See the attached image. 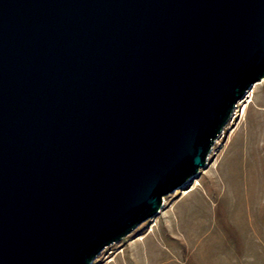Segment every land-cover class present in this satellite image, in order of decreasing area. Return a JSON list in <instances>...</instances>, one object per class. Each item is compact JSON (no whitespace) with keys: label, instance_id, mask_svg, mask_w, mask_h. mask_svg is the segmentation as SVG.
Instances as JSON below:
<instances>
[{"label":"water","instance_id":"water-1","mask_svg":"<svg viewBox=\"0 0 264 264\" xmlns=\"http://www.w3.org/2000/svg\"><path fill=\"white\" fill-rule=\"evenodd\" d=\"M263 78L264 0H0V264H92Z\"/></svg>","mask_w":264,"mask_h":264},{"label":"rangeland","instance_id":"rangeland-1","mask_svg":"<svg viewBox=\"0 0 264 264\" xmlns=\"http://www.w3.org/2000/svg\"><path fill=\"white\" fill-rule=\"evenodd\" d=\"M92 264H264V78L236 103L199 173Z\"/></svg>","mask_w":264,"mask_h":264},{"label":"built area","instance_id":"built-area-1","mask_svg":"<svg viewBox=\"0 0 264 264\" xmlns=\"http://www.w3.org/2000/svg\"><path fill=\"white\" fill-rule=\"evenodd\" d=\"M162 201H164V198H162Z\"/></svg>","mask_w":264,"mask_h":264}]
</instances>
